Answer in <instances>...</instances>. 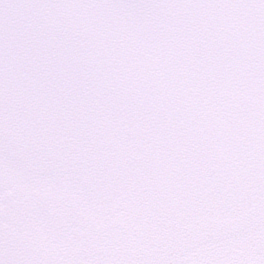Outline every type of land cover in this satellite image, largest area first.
Masks as SVG:
<instances>
[{
    "label": "snow or ice",
    "instance_id": "1",
    "mask_svg": "<svg viewBox=\"0 0 264 264\" xmlns=\"http://www.w3.org/2000/svg\"><path fill=\"white\" fill-rule=\"evenodd\" d=\"M0 264H264V0H0Z\"/></svg>",
    "mask_w": 264,
    "mask_h": 264
}]
</instances>
